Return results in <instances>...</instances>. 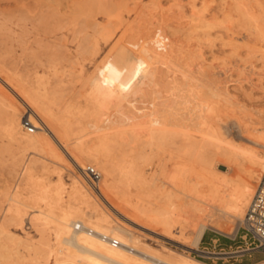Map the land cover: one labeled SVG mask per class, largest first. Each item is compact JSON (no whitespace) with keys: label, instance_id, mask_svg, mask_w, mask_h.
<instances>
[{"label":"bare ground","instance_id":"obj_1","mask_svg":"<svg viewBox=\"0 0 264 264\" xmlns=\"http://www.w3.org/2000/svg\"><path fill=\"white\" fill-rule=\"evenodd\" d=\"M18 1L21 2V0ZM110 1L112 0H109L108 5L112 4ZM148 1L147 3H149ZM182 1L183 0H173L172 5H176L180 7V10L183 9V11H187L186 13H188L185 15L182 11V17H187V20L179 21L178 29L177 27H174L175 31L177 32H179V30L183 31L182 34H184L186 37H184V40H181L183 37L180 36L177 38H169L170 35L166 36L165 34H161L164 33L163 31H165L167 28L169 29V27H171L170 25L169 27L167 26L166 29H160V27V30H152L153 26L163 25V23L169 20V18L166 19L167 17H161L163 16V13L159 11L161 8L164 9L162 6H165V4L161 6L159 1L157 2L159 11H157L156 14L159 12L161 13V16L155 17L156 14L153 13L154 16H152L153 18L155 17L156 20L150 19L147 21L143 19L144 16H142V11L139 13L136 12V16H134L135 14L133 13L132 18L128 17V19L124 21L119 9L123 4H121L119 8V5L115 6L117 7V10H114L115 7H111L113 9L110 8V10L107 8V11L105 6L103 7L104 4H101L105 9L104 10L102 8L105 14V16H103L104 22L101 21L102 24H100L101 22L94 21L95 23H93L92 20L90 18L89 19L91 20L90 22L93 23L92 26L95 32L101 35L105 42L109 43V47L107 46L108 49L102 53L103 55L101 57H99L100 59L96 62L94 68L87 72L86 70L83 71L85 68L82 70L80 64L75 60L76 57L73 59V56H71L72 59H70L72 61H70V65L66 61V64L69 65V69L72 68L73 76H75L71 82L65 78L66 76L64 77L57 75L58 69L55 68L52 73V77L46 76V72H44L45 74L34 72L35 76L33 80L29 78L26 80L22 76L26 74L27 71L25 73L22 72L20 69L21 66L19 68L17 67L18 69L16 68V70L19 72L20 69V71L23 73H21L22 75H18L16 70L15 72L13 71L14 73H10L9 70L12 67L7 70L9 72L0 68V107L5 114V116L1 115L0 117H5V121L4 117L1 118V121H4L3 129L10 137L9 140H16L18 148L19 146L23 148L25 147V149L28 148L33 152L51 157V159H54V161L56 159L57 162L60 161L59 163L66 162L68 165L67 167H70L74 171V176H71L72 181L69 182L70 189L68 191V198L66 199L67 203L63 200L65 184L61 177H59V180L57 179L58 181L54 184H45L41 182L42 178L40 181L36 179L37 181L34 182L33 178H36V175L33 176L31 180V182L33 181L34 183L32 185L33 188L31 189L33 190L34 188H38L42 195L41 198L49 199V207H47L49 208L47 209L48 211L44 212V210L42 211L41 209H36L35 211L37 213L35 212L36 215L34 213V219L38 225L41 226V228H45L48 223H52L55 227V229L53 228L55 231L53 235H55V238H57L60 243H63V246H61V244L59 245V242L56 243L59 245V247L54 249L55 246L53 248L50 247L47 241L42 242V246L44 248L40 249L42 251L45 249L43 259L41 257V260L45 261L42 263L211 264L193 256H190L189 259H187L188 257L172 259L164 256L160 252H157L156 250L146 246L144 244L145 242H142L138 235H134L132 230V227H134L133 224L151 229L152 231H156L157 233L170 238H176L180 240L181 238L186 237L188 238V240L186 239L188 243L187 247L194 248L198 252L210 256L216 255L220 252L199 248V244L205 229L214 228L219 232L228 233L232 232V225L229 224L230 220L228 217H231V219L241 218V220H243L246 212L244 207L247 204H250L261 173L264 170V133H260V131L256 132V130H258L257 127H255L256 124L254 125L253 122H248L249 120L244 122H240L241 120H235L238 128L243 130V134L246 132V135L243 137H245L249 142L239 143V141L234 142L227 138L226 134H228V131L224 127L222 121L226 115L224 110L226 107L228 108L226 105V102L229 99L228 96L231 95V98L234 97L232 94H230L232 90L230 91V88L228 89L229 85H216V80H218V77L215 78L216 80L213 79L214 77H212L210 74L212 70L210 72L207 70L208 65L204 66L206 69L196 68L197 70H195L193 59L194 56L192 55L193 51L191 49V45H195L196 43H208L207 45H212L213 41L218 38L220 42L219 45L221 47L225 45V40L228 39L230 46L233 45L232 48L234 51H236L239 44L236 46L234 41L236 38H238V36L235 38L233 35L235 33L230 30L231 20L224 18L230 24L228 22L226 24V21L225 24H222L224 22V19L222 20V18L225 16H221L219 13L222 18H220L218 15L216 16H218L222 22L218 24V19L216 22L217 17L215 14L211 13V4H209L208 0H184L185 3ZM233 1V6L236 8L237 14H239L238 16H240L243 20L245 27L243 30H246L247 34L250 36L251 34H259L263 35L262 37L264 38V23L263 20H261L262 16L264 15H262V12L261 16L258 13V10L254 8L251 0ZM87 2L88 1H86V3ZM106 2L107 1H105V3ZM121 2L123 1L121 0ZM168 2L170 3V1ZM80 3L82 5V2ZM95 3L92 5L93 7L96 6ZM99 3L100 1L98 2L97 6L100 5ZM123 3L125 4V7L129 8L128 3L125 1ZM142 3L143 2H141V4ZM154 3H156V1ZM114 5L117 4L114 3L112 6ZM148 5L150 7L152 6L151 4ZM154 6L156 5L154 4ZM169 6H167V8ZM216 6L218 5L216 4ZM216 6L215 11L217 9ZM222 6L224 7V5ZM87 7L90 10L91 5L90 7L89 5L86 6V8ZM261 8L263 7L261 6ZM37 9L34 16L39 14ZM41 9L43 8L41 7ZM69 9L71 8L69 7ZM93 9L94 12H92ZM93 9L91 10L92 16L95 14V11L98 10H95V8ZM137 9H135V11ZM173 9H175V7ZM23 10L25 9L23 8ZM99 10L97 12L101 13L102 10L101 12ZM130 10L131 8H129V11ZM219 10L220 9L218 8V11ZM224 10L225 8H223V14L228 9L225 11ZM66 11L68 10L66 9ZM82 11L85 12L86 10ZM82 11L77 10V13L80 12L79 14H81ZM174 11H170L169 13H174ZM74 12L72 10V13ZM177 12L181 13L179 10ZM172 14L171 18L173 17ZM14 15L17 16L16 14ZM21 15L26 16L25 13L24 15L23 13ZM38 16L36 17L38 18ZM82 16L79 18V16L77 17L74 15V17H77L81 20L85 17L84 16L82 18ZM87 16L91 17V14L89 15L88 13ZM17 17L19 19L20 16ZM42 17L44 16L42 15ZM65 18H67L66 15ZM77 18L76 20L78 21L79 19ZM179 19L180 18H178V20ZM62 20L63 19L61 18L60 22H62ZM72 20L73 19L70 17V21ZM85 21L86 20L84 19L83 22L85 23ZM34 22L37 23V21ZM47 22L52 23L53 21L48 20ZM13 23H15V21ZM29 23L32 24L33 22L31 23L29 21ZM81 23H75V25L82 27ZM86 25H88V22ZM228 25H230V28ZM236 26L241 27V25ZM5 27L6 26H4V28ZM72 27L74 28L73 24ZM84 27L85 25H83V29ZM89 28L93 29L91 24ZM75 29L78 30L77 27L74 28V30ZM40 30L43 31L42 29ZM69 30L67 27L66 31ZM170 30L175 33L173 27L169 29V33ZM48 31L45 32L48 33ZM85 31L88 33L87 30ZM75 32L76 36L74 35V37L76 40L78 32ZM36 33L38 35V32ZM16 36H20L21 38V35ZM27 36L26 39L28 38ZM84 36L85 39L83 44H80V41L83 39L82 36H80L81 38L78 39V44L80 46L78 48L80 51L77 52L82 55L81 57L84 56V58L88 57L90 59L91 57L87 56L89 52L87 53L85 50L86 48L84 49L83 47L85 46L88 49V46L86 45L91 43L92 45L90 48L92 52L93 50L94 52H97L99 47L96 45L95 35L93 33L92 35L90 33L89 36ZM244 37L246 38V35ZM13 38L15 42H17L15 37ZM63 38L65 39V36ZM63 38L62 41H64ZM57 39H59L58 36ZM260 40L261 41L259 42L261 43L264 41L262 39ZM58 45L57 47H59ZM64 46L66 47V44ZM75 47H77L76 44ZM21 48H23V50L26 49L24 47ZM6 50H4V52ZM63 50H61V53L65 52ZM220 50H222V48H220ZM196 51L198 52V49ZM85 52L87 53L86 55ZM59 54L60 53H58V55ZM201 54L203 55L202 52ZM62 55L63 58H65L64 54L59 56L62 57ZM68 56L69 54H67V57ZM2 59L3 58L0 60ZM5 60L6 59L3 61ZM57 60L59 59L57 58ZM65 60H67V58ZM204 60L205 58H203V62ZM3 61H1V63ZM62 62H60V65ZM49 63L46 64V67L47 65H50ZM58 64L55 65L57 66ZM4 65L2 63V66ZM8 65L9 64H7V66ZM53 65L54 64L51 66L53 67ZM204 65H206L205 62ZM60 67H62V65ZM211 67L212 65L210 64V68ZM24 68L28 69L27 67ZM221 72L223 73V71ZM64 73L66 72L62 71L61 74ZM221 83V85H224L223 82ZM253 86L255 87V85ZM232 100H234V98ZM236 103L233 102V104ZM22 107H24L25 111H23ZM24 118H27L34 125L35 129L33 132H28L23 126L22 122ZM86 128L91 129L89 133L87 132L88 134L91 133V136L88 138H85V135H82L85 132L81 134L83 130H87ZM88 134L86 135L88 136ZM16 141H14V143ZM164 147L168 148H166L167 151L164 149ZM18 148H16V151ZM155 149L161 152L158 173L162 175L165 173H170L171 181L167 185L165 183L159 184L155 182L157 178L155 173L157 170L151 172V170L142 165V163L139 164L144 160H148V156L154 154L151 152H154L153 150ZM118 150V154L120 156L117 155V157L119 159L113 156V153H115V151L117 152ZM19 153L22 154L23 151H20ZM120 153L123 155L121 156ZM17 155L19 154L17 153ZM20 157L22 158V156ZM13 159H15V157H13ZM33 159H31V161L28 159L30 162H28L26 165L23 163L22 167L24 170V176L26 175L29 180L32 177V170L36 167V164H39ZM167 160L171 164V166H167L169 168L168 171L166 168H164L166 167L164 164H166ZM16 161L17 159H15V163H17ZM41 162L42 170H45L47 171L46 173H48L49 168L44 164L45 161L42 160ZM89 163H92V166L93 164L97 165L98 169L101 170V172L99 171L101 173V178L96 186H93L88 181L90 183L89 185H91L90 189V186H88L85 182L87 178L84 173L85 167L87 165H91ZM11 164L13 163L11 162ZM145 164H147V162ZM15 165L13 164L12 166ZM219 165H224L226 169L223 171L218 170ZM12 170L10 171L12 172ZM22 171L21 173H23ZM59 171L56 172L59 173ZM80 171L84 174L86 178L85 180ZM25 187L27 186L25 185ZM92 187H94L93 189H95V192L94 190L93 192L91 191ZM152 190H156L158 192V198L155 197V201H152L153 199H148L147 201L144 196ZM17 191L19 192V190ZM91 193H96L97 197L100 199V203H105V205L109 207L108 209H111L109 211H112L115 213V215L121 217L123 219L122 221H127L128 226L131 228L124 226L126 223L124 225L119 223L117 218H114L110 212H104L102 209L99 210L96 204L95 206H92L93 211L90 212V214H86L83 210V207L84 205H89V197ZM18 196L19 195H16L15 193V196L11 197L13 204H10L13 206L9 205L11 207L9 209L10 218L19 220L20 222L24 216V211L21 205H23L25 202L23 203ZM98 202L97 204H99ZM27 205L28 204L26 203L23 206L25 207ZM248 205L246 206V209ZM204 216H207L208 218L205 219ZM31 220H33L32 216ZM1 224L0 261L6 262L10 259L11 252H9L3 242V237L6 236V231L4 226ZM20 226L22 225L20 224ZM237 227L238 226L233 228L234 233L236 232ZM18 242H21V240ZM54 242H56V240ZM248 249L250 248L245 247L237 250V252L242 254L243 251ZM14 250L17 251L16 249ZM34 251L35 249L33 252ZM29 255L31 256V253ZM37 256L31 258V261L40 264L41 262H38L40 259H38ZM23 257L25 260V255H23ZM23 257L21 258L23 259ZM28 258L30 259L29 256ZM23 262L24 261H21V264ZM253 264H264V259Z\"/></svg>","mask_w":264,"mask_h":264},{"label":"rangeland","instance_id":"obj_2","mask_svg":"<svg viewBox=\"0 0 264 264\" xmlns=\"http://www.w3.org/2000/svg\"><path fill=\"white\" fill-rule=\"evenodd\" d=\"M86 1H88V2L86 3ZM92 1H94V0H91V3H92L91 4L90 0H21V2L18 1V0H0V51L2 50L0 52V56H2V57H0V59L3 58L2 60H0V68L4 69L5 71H7L8 69H10L12 67L9 70L10 73H14L16 68L17 67L19 68L20 66H21L20 67L21 71L24 72V73L26 71L28 72V70L30 72L33 68H35V69L32 70L33 73H32V71L30 73L28 72V74L26 72V74H24V75H22L23 73L20 71V69H19V72H18V70H16V72H18L17 74L18 75L19 74L22 75L26 80H28L27 78L33 80L34 76H35L34 72H40L42 74H45L44 72H46V74H45L46 76L52 77V73H53L54 68H55V69H58L57 75L64 76V77L66 76L65 78H67L71 82L72 79L75 78V76H73V74H72V68L69 69L68 66L70 65V61H72L71 60L72 59L71 56H73V59H74V57L77 58V59L75 58V60L80 64V67L82 68V70L85 68L83 71H85V70H86V72L87 71H91L92 68H94V65L96 64V62L100 59L99 57H101L103 55L102 53L105 50L108 49L107 46H108L109 43L105 42L104 39L102 38V36L99 35L97 32H95V30H94V28L92 26V24L95 23V22H101V21L104 22V20H103V16H105V14H104V10L105 9L103 8L104 6H105L106 11H107L111 7L114 8L115 6L119 5L118 6V8H119L120 5L123 4L125 9L123 8V5H121V7L119 9H120V14L122 15V18H123L124 21L126 19H128V17L132 18L133 17V13L135 14L134 16H136L137 15L136 12L139 13L140 11H142L143 15H142V13H141V15L144 16L143 19H145V21L150 20V19L156 20L155 17H160L161 13H163L162 14L163 16H161L162 18H164V17H167L166 19L169 18V20H167L165 23H163V25L153 26L152 30H160L162 28L166 29L167 26L169 27V25H170L171 27H169V29L173 27V30L175 31L174 27H177V29H178V22L179 21L187 20V17H185V18L182 17L183 14H185V15L188 14V13H186L187 11L185 12V11H183V9L180 10V7H178L176 5L175 6L172 5L173 0H158L159 3L161 4V6L164 5V4H165V6L166 5L167 6L171 5V6H169L170 8L169 7L167 8V6L166 7L162 6V7H164V9L161 8L160 11L158 9L159 6L157 4V2H158L157 0H154V1L153 0H150V1H148V0H136V1H134V0H122L123 2L125 1L126 3H128L129 8H131L130 11H129V8L125 7V4L123 2H121V0H112V1H110L112 3V4H110L111 6L108 5L109 0H102L103 2L101 0H99L100 1V3H99L100 5L99 6H97L98 2H99L98 0H95L94 2H92ZM105 1H107V2L105 3ZM113 1L117 5L112 6L114 4ZM147 1L149 3H147ZM155 1H156V3H154ZM168 1H170V3ZM208 1H209V4H211V6H210L211 13L215 14V16L218 15L220 18H222L221 16H225V17L222 18V20L224 18L231 20L230 21L231 24H230L227 20L224 19V22L222 24H225V21H226V24L228 22L231 25V28H230V25H228V26H229L230 30L235 33V34H233L234 37L236 38L238 36V38H236V40H235L236 42L234 41V43H235L236 46H237V44H239L240 46L238 45V47H237L238 49H236V51H234V49L232 48L233 45L230 46L229 40L226 39L225 40V42H226L225 45H223V47H221L219 45L220 42H219L218 38H216V40H214L215 38L213 39L214 41H213L212 45H207L208 43H201V44L200 43L199 44L196 43L195 45H191L192 48L191 47L190 48L192 49V51H193L192 55L194 56L193 57V59H194V68H195V70H197V69H206V67H204V66L208 65L207 66V70L209 72L211 70L214 71V72H212V71L210 72L211 76L214 77L213 79L216 80L215 78L218 77L217 78L218 80H216V85H220V86H228L229 85L228 89L230 88V91L231 90L233 91V92L231 91L230 94H232V96H234L233 98H234L235 101L232 100L233 98L230 97L231 95L228 96V98H229L228 101L230 100L229 101L230 103L228 101L226 102V105L228 106V108L226 107L225 110H224L226 115L224 116V119L222 121L223 124H224V127L228 131V134H226V136H227V138L229 140H232L234 142L235 141L236 142L239 141V143L249 142L245 137H243L244 135H246V132H245V134H243L244 133L243 130L238 128V126L235 123V120H238V121L241 120L240 122H244V121H248L249 120L248 122H253L254 125L255 124L257 125V126L255 125V127H257V129H258V130H256V132L260 131V133H264V128H263L264 127L263 126V123H264V45H263L264 43L263 42L264 41H262L263 44L261 42H259V41H261L260 39L264 40V38L262 37L263 35H259V34H257V35L251 34V36H250V35L247 34L246 30L245 31L243 30L245 28L244 27V23H243L242 18L240 16H238L239 14H237L235 6H233V4H234L233 0H232V2H231V0H226V1L225 0L224 1L223 0H219V1L215 0V2H214V0H208ZM35 2H37V3H35ZM80 2H82V5L84 3L83 7H82ZM95 2H97V3H95ZM141 2H143L142 3L143 5L141 4ZM182 2H184V0ZM251 2L253 3L254 8L258 10V13L261 15V12H262V15H264V12H263L264 11L263 10V8H264V0H251ZM94 3L96 4L97 8H96L95 5H94L95 7L92 6ZM152 3H154L156 6H154V4H152ZM214 3H215V5H214ZM85 4H86V6L89 5V7L91 5V7L95 8V10L96 9H98V10L100 9L99 10L100 12L102 10V12H101L102 14L98 13L97 12L98 10H96L95 14L92 16V12H94V9L90 7V10H89L88 7L86 8ZM101 4L102 5L104 4L103 7H102ZM131 4H133V5H131ZM134 4H135L136 8H135ZM148 4H151L152 6L150 7ZM216 4L218 6H216ZM230 4H232V5H230ZM37 5H38V9H37ZM128 5H126V6H128ZM222 5H224V7ZM229 5L231 6V8H230ZM73 6H75V7H73ZM172 6H173V8L175 7V9H173ZM215 6L217 7L216 11H215ZM261 6L263 8H261ZM16 7H17V9H16ZM41 7L43 9H41ZM69 7L71 9H69ZM149 7H150V9H149ZM176 7H178V8H176ZM221 7L225 8V10L228 9L227 10L228 12L226 11L223 14V8H221ZM18 8H19V10H18ZM23 8L25 10H23ZM34 8H36L37 12L39 11V14H42L44 17H42V15H39V14H36V16L39 15L41 17L38 16V18H37L36 16H34L35 13H36V9H34ZM113 8H111V9H113ZM218 8L220 9L219 11H218ZM66 9L68 11H66ZM74 9H76V10H74ZM87 9H88L89 15L91 14V17L87 16L88 15ZM115 9L117 10V7H115L114 10ZM135 9H137L138 11L137 10L135 11ZM140 9H142V10H140ZM72 10H73V12L74 11L75 12L72 13ZM77 10H79V11L80 10L81 11L82 10H86L85 11L86 13L82 11L81 14H79L80 12L77 13ZM91 10H92V12H91ZM174 10H176V11H174ZM178 10L181 11V13L180 12L178 13L177 12ZM19 11L21 12V14L23 13V15L25 13L27 17L26 16H22ZM157 11H159L161 13L158 12L159 13V15H158V13L156 14ZM170 11H174V13L173 12L169 13ZM182 11L184 12L183 14H182ZM212 11H215V12H212ZM8 12H9V14H8ZM13 12L17 16H20L19 19H18L17 16H15L13 14ZM67 12L71 13V14H68ZM96 12H97V14H96ZM164 12H165V15H164ZM145 13H146V15H145ZM153 13L156 14L154 18H153V16H154ZM219 13L221 14V16L219 15ZM67 14L71 17V19H73L72 21H75V22L70 21V17ZM82 14H83V16H82ZM85 14H87V15H85ZM171 14L173 15L175 20L173 19V17L171 18ZM65 15H66L67 18H65ZM74 15H76L77 17L79 16V18H81V16H82V18L85 16L82 20L84 21V19H85L88 22L89 27H90V24H91V27L93 29L89 28L88 25H86L87 24L86 21L84 23L81 19H79L77 17H74ZM168 15H169V17H168ZM231 15H233V16H231ZM234 15H235V18H234ZM29 16H31V17H29ZM63 16H64V18H63ZM177 16H179V17H177ZM218 16H216L217 17L216 18V22H217V19L220 21V18H218ZM24 18H27V19H24ZM28 18H30L31 20L28 19ZM59 18H60V20H59ZM61 18L63 19L62 22H60ZM76 18L79 19L78 20L79 22L76 20ZM89 18L92 20L93 23L90 22L91 20ZM93 18H94V20H93ZM178 18H180V19L178 20ZM262 18H261V20H263V23H264V16H262ZM88 19H89V21H88ZM233 19H235L236 21L233 20ZM13 20L15 21V23H13L14 22ZM48 20L53 21V22L52 23L51 22H47ZM16 21H17V23H16ZM29 21L31 23L32 22L33 23L30 24ZM34 21H37V23L34 22ZM219 21L217 22L218 24L222 22V21H220V22ZM233 21H235V22H233ZM81 22L83 23V25H85L84 29H83V25H82ZM102 22L100 24H102ZM26 23H28L29 25L26 24ZM59 23H60V25H59ZM75 23L76 24L81 23L82 27H80L78 25H75ZM232 23H233V25H232ZM234 23H235V25H234ZM72 24H73L74 28L77 27V29L79 31L76 30V29L74 30V28L72 27ZM172 24H175V25H172ZM236 25H241L242 28L240 26H236ZM4 26H6L5 27L6 29L4 28ZM24 26H26V27H24ZM60 27L62 28V30H61ZM67 27H68V30L70 29L69 31H66ZM22 28H23V30H22ZM35 28H37V29H35ZM40 29H42L43 31H41ZM80 29H82V30H80ZM167 29L165 31H163L164 33H161V34H165L166 36L170 35L169 38H177V37L180 36V37H183V38H181V40H184L185 36H184V34H182L183 33L182 30H179V32L181 31L180 32L181 35H180L179 32H177V31H175L176 34L173 33V31H171L172 29L170 30V33H169V29L168 30ZM85 30H87L88 33H86ZM45 31L46 32L48 31V33H46ZM51 31L52 32L54 31V32L52 33ZM75 31L78 32L76 40H75V37H74V35L76 36V32ZM36 32H38V35H37ZM40 33L42 34V36H41ZM90 33H91V35H92V33L95 35L96 45H98L99 49H98L97 52H94V50L92 52V50L90 48V46L92 45L91 43H88L90 45H88V44L86 45V46H88V49H87V47L84 46L83 48L84 49L86 48L85 50L87 51V53L89 52V54H87L85 52V55L87 54V56L91 57L89 59L88 57L87 58H84V56L81 57L82 55L80 53H78L80 51V49L78 48V47H80L79 44H78L79 43L78 39L81 38L80 36H82L83 39L80 41V44L81 43L83 44L84 43L83 41L85 39L84 35L89 36ZM27 34H28V36H27ZM50 34H52V35H50ZM16 35H21V38H20V36L17 37ZM22 35H23V38H22ZM43 35L46 36V37H44ZM55 35H56V37H55ZM63 35L65 36V39L63 38L64 37ZM245 35H246V38L244 37ZM26 36L28 37L27 39H26ZM57 36H58L59 39H57ZM259 36H261V37H259ZM13 37H15V39L17 40V42L19 44L17 42H15ZM24 37H25V39H24ZM51 37H53V38H51ZM255 37H257V38H255ZM12 38H13V41H12ZM54 38H55V40H54ZM62 38L64 39L65 42L62 41ZM72 38H73V40H72ZM20 39H23V40H20ZM39 40L42 41V42H40ZM77 40H78V42H77ZM237 40H238V42H237ZM256 40H258V41H256ZM6 43L7 44L9 43V44L7 45ZM58 44H60V45H58ZM65 44H66V47L64 46ZM75 44H76L77 47H75ZM57 45L59 47H57ZM7 46L11 49V51H10V49ZM20 46L24 47L26 49L23 50V48H21ZM250 46H255V47H250ZM196 47L198 49V52L196 51L197 50ZM37 48H39V49H37ZM59 48H60V50H59ZM89 48H90L91 52H90ZM201 48H202V50H201ZM220 48H222V50H220ZM92 49H93V46H92ZM4 50H6L7 52L6 51L4 52ZM20 50H21V52H20ZM57 50H59V51H57ZM61 50L65 51V52L62 51L63 53H61ZM66 52H67V54H69L68 57H67ZM201 52L203 53L204 56L201 54ZM58 53H60L59 55L64 54L65 58H63V55H62V57L59 56ZM90 53H92L93 55L90 54ZM198 54H199V56H198ZM201 55H202L203 58H205L204 62H205L206 65H204L203 58L201 57ZM60 57H61V59L62 58L63 59L61 60ZM57 58L59 60H57ZM66 58H67V60H65ZM4 59H6V60L3 61ZM44 59H45L46 63H45ZM49 59H51L52 62ZM54 59L57 60V61H55ZM79 60H80V62H79ZM90 60H91V62H90ZM1 61H3L2 62L3 65L5 64L4 66H2ZM41 61H44V62H41ZM62 61H64V62H62ZM66 61H67V63L69 65L66 64ZM14 62H15V64H14ZM60 62H62L61 63L62 67H60L61 66ZM6 63L9 64L10 66L9 65L7 66ZM16 63H17V65H16ZM47 63H49L50 65H47V67H46ZM51 63L54 64L53 67L51 66L52 65ZM39 64H41L42 66L39 65ZM55 64H58V65L56 66ZM210 64L212 65L211 68H210ZM25 65H27V66H25ZM28 65L30 67L32 65L33 68L32 67L30 68ZM65 65H66V67H65ZM200 65L201 66L203 65V66L201 67ZM1 66L2 67L6 66V67L2 68ZM24 67H27V68L29 67L30 69L29 68L26 69ZM68 69L71 70V71H69ZM9 71H7V72H9ZM59 71H61V72H59ZM62 71L66 72V73L61 74ZM221 71H223V73ZM216 75H218V76H216ZM221 82H223L224 85H221L222 84ZM253 85H255V87ZM239 86H241V87H239ZM234 87H237L238 90H237V88H234ZM231 101H232V103H231ZM233 102L234 103L237 102V103L233 104ZM231 105H232V107H231ZM0 109H1L0 113H1V111L3 113V110H2L1 107H0ZM22 109H23V111H25L24 107H22ZM246 112H248V113H246ZM2 113L0 114V116L1 115L5 116V114L4 113L2 114ZM4 116L0 117V126L2 128V129L0 128V133H1L0 134V197H1L0 198V224L2 223L1 225H3L4 228H5L6 236L3 237V242L6 245L7 249L9 250V252H11L10 253L11 257L6 262L0 261V264H15V262H16V264H18V263L21 264V261L25 262V263L23 262L22 264H28V263L29 264H33V263L34 264H38L37 262L31 261L32 260L31 258H34V256H37V255H38L37 258L40 259V261H38V262H41L40 264H44L42 262H44L45 260H41V257L43 259L44 250H45V249H43V251L41 250L42 248H44L42 246V242L47 241L48 244L50 245V247L53 248L55 246L54 249H57L60 244H61V246H63L62 245L63 243H60L58 241V239L55 238V235H53L55 233L53 228L55 229V227H54V225L52 223H48V225H46L45 228H41V226L38 225V223L34 219V216L37 213L35 211L36 209H41L42 211L44 210V212L48 211L47 209H49V208H47V207H49V204H48L49 199L48 198L42 199L41 198L42 195H41L40 191L38 190V188L37 189L34 188L33 190L31 189V188H33L32 187V185L34 184L33 181L34 182L37 181V180L40 181V179L42 178L41 182H43L45 184H48V183L49 184H54V183H56L59 180V177H61V179H63V182L65 184L64 185L65 192H63V200L67 203L66 199L68 198V191L70 189V185H69L70 183L69 182L72 181L71 180L72 179L71 176L72 177L74 176V171L70 167H67L68 165L66 164V162L59 163L60 161L57 162L56 159L54 161V159H51V157H48V156H45L43 154H39V153L33 152L30 149H28V148H26L27 149V151H26L25 147L23 148V147L19 146V148H22V149H19L18 145H17V141L14 140V139L9 140L10 137L7 135V133H5V131L3 129L4 128V124L3 123L5 121V117ZM3 117H4V121L3 120L1 121V118H3ZM258 122H259V124H258ZM261 127H262V130H261ZM86 129H85L86 131L83 130V132H81V134L85 132L82 135H85V138H88V137L91 136L90 135L91 133L88 134L91 129H88V128H86ZM2 133L5 134V135H3ZM86 134H88V136ZM7 137H9V138H7ZM8 140H9V142H8ZM14 141H16V142L14 143ZM15 144H16L17 147L15 146ZM16 148H18L20 151H23V153L20 154L19 153L20 151L18 149L16 151ZM166 148L167 147H164V149L167 151L168 148L167 149ZM156 150L157 149L153 150L154 152H151V153H154V154H152L151 156L149 155L150 159H149V156H148V160H144V161L140 162L139 164L142 163V165L146 166V168L151 170V172L157 170V172L155 173L156 176H157L155 182L159 183V184L165 183L167 185L171 181V176H170V173H165L163 175L158 173L159 172V163H160L159 161H160V158H161V155H160L161 152H159L158 150L156 151ZM17 153L20 156H22V158L19 155H17ZM118 153H119V150L117 152L115 151V153H113V156H115L117 159H119L117 157V155L120 156ZM36 154H38V155H36ZM114 154H116V155H114ZM120 154H121V156L123 155L122 153H120ZM158 155H160V156H158ZM13 157H15V159H17V161H16L17 163H15V159H13ZM35 157H36L37 160L35 159ZM18 158H20V159H18ZM28 159L30 161H31V159H33V160L36 161V163H39L38 165L36 164V167H35L36 169L34 168L35 170L34 169H33L34 171L32 170V172H31L32 177H31L30 180L26 177V175L24 176V170L22 168L23 167V163H24V165H26L28 162H30ZM40 160L41 161L42 160L45 161L44 164L46 165V167L49 168V170H48L49 174L46 173L47 171L42 170L41 163H43V162H41ZM10 161L14 165L15 164L16 165L12 166L13 164H11ZM143 162H145V163L147 162V164H145ZM9 164H10V166H9ZM89 164L92 165V163H89ZM164 165L166 166L164 168H166V170L168 171V169H169L168 167L171 166L170 162L167 160L166 164H164ZM11 166H12V168H11ZM39 166H40V168H39ZM93 166L98 169L97 165L93 164ZM148 166H150V167H148ZM9 168H11V169H9ZM12 169H14V170L16 169V170L14 171ZM39 169L42 170V171H40ZM50 169H51L52 172L50 171ZM58 169L61 170L62 172L59 171ZM225 169L226 168H225L224 165H219L218 166V170H220V171H223ZM10 170H12L13 173ZM20 170L21 171L23 170L22 171L23 173H21ZM98 170L101 172L100 169H98ZM56 171L57 172L59 171V173H57ZM35 175H36V178H33V176H35ZM82 175L84 176L83 173H82ZM32 178L34 180L31 182ZM23 179H24V181H23ZM85 179L86 178L84 176V180ZM85 182L87 183L88 186H90L89 187V189H90L91 185H89L90 183L88 182L87 179L85 180ZM25 185L27 187H25ZM29 185H30V187H29ZM23 186H24V188H23ZM93 188L94 187H92L91 191L93 192V190H94V192H95V189H93ZM27 189H28V191H27ZM17 190H19V192ZM29 190H30V192H29ZM34 190H37V191H34ZM15 191H17V192H15ZM155 191L156 190H152L149 193H147L146 194L147 196L146 195L144 196L145 199L147 201H148V199H150V200L153 199L152 201H155V199L158 198V194H157L158 192L156 191V193H155ZM28 192H29V195H28ZM15 193H16V195H19L18 197L21 199V201L23 203L25 202L23 205H25L26 203L29 205V206L27 205L25 207L23 205H21V207H22V209L24 211V216H23L22 221H20V222H19V220H15V219H11L10 218V209L9 208H11V207L9 205L13 204V201H12L11 197L15 196ZM19 193H21V194H19ZM148 194H150V195H148ZM31 196H33V197H31ZM89 200H90L89 205L88 206L84 205V207H83V210H84V212L86 214H90V212L93 211L92 206H95V204H96V206H97V208L99 210L102 209V211L104 210V212H110V214H112V216H114V218H117L119 223H121L123 225L126 223L124 226L131 228L130 226H128L127 221H125V222L122 221L123 219L121 217H119L118 215H115V213H113L112 211H109L111 209H108L109 207L106 206L105 203H103V202L100 203V199H99V197H97L96 193H91V195L89 197ZM97 202L99 204H97ZM45 205H47V206H45ZM99 205L102 206V207H100ZM11 206H13V205H11ZM246 206L244 207L245 211H246ZM85 209L86 210L88 209L87 210L88 212ZM34 213H35V215H34ZM31 216H32L33 220H31ZM204 218L207 219L208 217L204 216ZM119 219H120V221H119ZM228 219L230 220L229 224L232 225V229H231L232 232L223 233V232L217 231L214 228H207V229H205V231L203 233L201 242L199 244V248L207 249V250L215 251V252H220V253H217L216 255H210V256L204 255L203 253L198 252L194 248L187 247L188 238H186V237L185 238H181L180 240L176 239V238L166 237L165 235L157 233L156 231H152L151 229H147V228L141 227V226H139L137 224H133L134 227H132V230L134 232V235H136V236L138 235L139 239L142 242H145L144 244L146 246H148L151 249L156 250L157 252H160L164 256H167L168 258H172V259L187 258V257H188L187 259H189L190 256H193V257H196V258L201 259L203 261H207V262H209L211 264H253V263H255V262L259 261V260L264 259V251H263L262 248H256V249H253V250L243 251L242 254H239L237 252V250H240L242 248L255 246L256 241H254L249 236H247L246 239H243L241 237V235L244 234V231L241 228V224H242L241 218L240 219L239 218L238 219L237 218H232L231 219V217H228ZM20 224L22 226H20ZM236 226H238V227H237L236 232L234 233L233 228L236 227ZM135 228H137V229H135ZM43 234H45V235H43ZM41 236H44V237H41ZM28 238H29L30 241L28 240ZM25 239L28 240V241H26ZM48 239H49V241H48ZM20 240H21V242H18ZM55 240H56V242H54ZM30 242H32L34 246ZM58 242H59V245L56 244ZM37 244H39V245H37ZM28 248H30V249H28ZM31 248H33V249H31ZM14 249H16L17 251H15ZM34 249H35L36 252L35 251L33 252ZM38 249H40V250H38ZM27 250L28 251L30 250L31 252L30 251L28 252ZM15 252H16V254H15ZM17 253L18 254L20 253L19 256L20 255L21 256L19 257ZM30 253H31V256L29 255ZM40 253H41V255H40ZM26 254L30 257V259L28 258V256ZM23 255H25V257L27 256L25 260H24ZM15 257H17V258H15ZM21 257H23V259ZM18 259H20L21 261L18 260ZM17 260L20 261V262H18ZM29 261H31V262H29Z\"/></svg>","mask_w":264,"mask_h":264},{"label":"built area","instance_id":"obj_3","mask_svg":"<svg viewBox=\"0 0 264 264\" xmlns=\"http://www.w3.org/2000/svg\"><path fill=\"white\" fill-rule=\"evenodd\" d=\"M22 124L28 132H33L35 129L34 125L27 118H24ZM84 173L93 186H96L101 178L99 170L92 165H87ZM241 228L244 231V234L241 235L243 239L249 236L256 241L255 246L248 247L250 248L248 250L262 248L264 251V170L261 173L250 204L246 209Z\"/></svg>","mask_w":264,"mask_h":264}]
</instances>
